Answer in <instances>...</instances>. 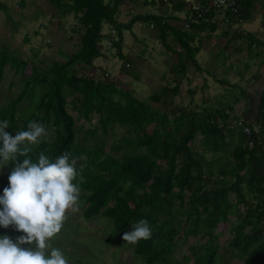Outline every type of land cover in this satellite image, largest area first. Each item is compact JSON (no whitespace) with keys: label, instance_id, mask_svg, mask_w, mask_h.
I'll return each mask as SVG.
<instances>
[{"label":"trees","instance_id":"16d2710c","mask_svg":"<svg viewBox=\"0 0 264 264\" xmlns=\"http://www.w3.org/2000/svg\"><path fill=\"white\" fill-rule=\"evenodd\" d=\"M48 1L61 15L74 14L79 18V27L84 29L81 47L69 60L55 63L44 73L32 64L29 74L26 73L28 60L16 57L6 46L0 48V120L9 121L5 131L14 137L18 131L28 130L30 121L51 127L54 138L41 139L39 144L31 146L29 156L33 162H37L41 151L51 160L65 152L70 154V159L87 157L86 162L77 163L83 178L82 183L79 178L77 182L82 193L79 197L85 202L84 217L93 219L100 214L108 217L113 221L114 234L130 232L132 224L146 219L151 238L131 244L135 254L146 264H232L220 254L219 242L210 230L228 220L226 207L233 193L239 204L247 206V211L239 213L226 254L234 252L233 255L244 259V264H264V88L254 120H244V124L252 128L250 134L235 125L234 120L238 118L233 119L228 112L232 106L216 109L202 118H198L199 112L161 109L160 106L170 92H179L190 65L201 69L197 56L206 37L202 34L206 32L209 36L220 26L219 22H213L215 13H206L199 21L189 14L186 17L189 27L179 28L157 13L136 14L126 23L118 21L119 7L125 0ZM154 1L147 0V4ZM25 2L20 3L24 6ZM237 2L238 12L229 11L232 21L228 26L238 25L233 37H247L252 40V46L258 38L238 22L240 18L244 22L250 20L254 0ZM188 6L185 0H180L173 3L172 8L181 12ZM0 7L6 9L2 2ZM138 22L152 24L161 44L168 50L173 49L169 41L173 35L180 47L175 51L177 61L171 68L177 75L176 85L169 83L161 93L154 92L149 102L102 78L72 71L75 64L91 65L94 59L105 55L100 42L106 35L112 36L104 34L105 24L115 26L118 31V38L113 41L116 54L128 61L122 46L124 30L133 29ZM7 67L25 76L19 94L3 104L2 85ZM115 93L121 95L123 102L114 98ZM34 99V106L27 108L25 102ZM70 107L78 116L70 112ZM95 113L98 125L88 129L85 140L101 133L108 136L119 124L137 135V145L124 138L128 142L126 148L117 153L121 150L118 144L108 151L99 141L93 144L79 141L78 119L91 120ZM200 134L204 152L198 150L194 142ZM236 137L238 142H235ZM249 141H253L252 146ZM140 147L148 151L140 153L137 151ZM207 153H212L211 158ZM218 154L230 157L226 165H222V156ZM23 158H18V162ZM80 164L85 165L82 170ZM9 167L13 170L14 163H9ZM178 203L181 207L189 206L181 212L185 221L176 218L180 213L175 209ZM10 228L14 226H0V235H6ZM192 234L205 240L200 238L201 242H193L188 250L194 255L188 254L179 260L174 255L176 247L181 246L180 242L186 244Z\"/></svg>","mask_w":264,"mask_h":264},{"label":"rangeland","instance_id":"374dc122","mask_svg":"<svg viewBox=\"0 0 264 264\" xmlns=\"http://www.w3.org/2000/svg\"><path fill=\"white\" fill-rule=\"evenodd\" d=\"M156 1V0H155ZM199 0H190L191 3ZM6 5V9L0 7V48L6 46L9 51L22 60H28L26 73L32 71V64L41 69H50L55 63L65 62L70 56L79 51L84 29L79 27V18L74 14L61 15V13L48 0H26L21 5V0H0ZM159 7L144 4V0H125L118 12V21L128 22L136 14L157 13L164 15L173 25L184 28L187 16L191 11L187 7L184 16L181 17L173 11V3L167 4L159 0ZM187 2V1H186ZM172 15V17H170ZM170 17V18H169ZM218 30L204 37L203 48L197 58L201 69L194 65L189 66L187 77L182 80L178 93H169L161 103V109H186L199 112L198 118L206 113L232 106L229 109L233 119L240 121L254 120L259 106L261 93L264 88V0H254V7L250 20L242 23L246 31L253 33L256 38L250 46L249 39H236L235 25L229 27L222 19L219 21ZM104 34H112L100 42L104 56L94 59V63L87 65L78 63L71 67L72 71L84 76H93L114 83L120 88L129 90L139 99L148 100L154 92L161 93L164 86L176 85L174 78L177 75L171 69L177 61V51L180 47L175 43L173 35L169 41L172 50L166 49L158 39L157 31L150 23L138 22L131 30H124L123 52L128 58L122 59L114 47L113 41L118 38L115 26L105 24ZM29 39V41H27ZM200 43V41H198ZM129 62V63H127ZM25 74H15L13 67H7L5 79L2 85V103L6 104L19 94L23 88L22 77ZM114 98L120 99L121 95L114 94ZM25 102L27 108H32L35 103ZM154 104L153 102H151ZM70 112L78 116V112L72 107ZM202 115V116H201ZM98 115L92 114L91 120L78 119V140L85 144L101 142L106 150L111 151L116 144L121 148V153L129 138L135 145L138 143L137 135L129 133L125 126L117 125L110 130L109 135L102 133L85 140L86 132L90 127L98 125ZM47 132L48 139L54 138V132L50 126L41 124ZM198 150L206 151L203 146L201 134L194 141ZM235 142H238L237 137ZM138 152H147L145 147H140ZM222 156V165H226L230 158ZM206 156L211 158L212 153ZM9 164L0 168V193L9 186L8 177L11 174ZM82 193L80 192V195ZM79 195V196H80ZM188 199V197H187ZM247 206L236 201V195L229 196V205L226 207L228 220L222 221L219 226L210 230L211 234L219 242V252L232 264H244L245 261L234 252H227L228 243L234 235V228L239 218V213L247 211ZM78 210L69 211L60 233L51 241L53 247L59 248L68 258L70 264H146L144 260L133 250V246L124 241V234H114L113 221L103 215L93 219L84 217L85 202L78 199ZM189 206L179 203L175 206L180 213L176 218L185 221L182 215L183 209ZM13 242L24 235L15 228H10L6 234ZM199 235H191L186 244L180 242L176 247L175 257L183 260L186 255L192 254L188 247L194 242H201ZM211 238V237H210ZM208 239V238H207ZM206 239V240H207ZM28 248L29 245H22ZM222 260V258H221ZM220 260V262H221ZM223 264V263H220Z\"/></svg>","mask_w":264,"mask_h":264},{"label":"clouds","instance_id":"9594fccd","mask_svg":"<svg viewBox=\"0 0 264 264\" xmlns=\"http://www.w3.org/2000/svg\"><path fill=\"white\" fill-rule=\"evenodd\" d=\"M6 128L9 121L0 120V168L9 163H14V167L8 177L9 186L0 195V226H14L24 235L15 242L0 235V264H70L51 241L60 233L67 213L78 210L83 178L77 163L86 162L87 157L70 159L65 152L51 160L41 151L37 162H33L29 156L31 146L46 137V129L30 121L28 130L18 131L13 137ZM20 157H24L22 162H18ZM84 166L80 164V170ZM151 236L149 222L140 219L132 224L130 232L124 233L123 239L135 245ZM25 244L29 247H22Z\"/></svg>","mask_w":264,"mask_h":264},{"label":"built area","instance_id":"2783aa9c","mask_svg":"<svg viewBox=\"0 0 264 264\" xmlns=\"http://www.w3.org/2000/svg\"><path fill=\"white\" fill-rule=\"evenodd\" d=\"M167 4L176 3L180 0H162ZM189 3L190 0H185ZM191 15L194 20L199 21L203 19L206 13H210L211 11L215 13L213 18V22H219L222 19L226 24L231 23V13L230 12H238V2L237 0H205V2L194 1L191 3ZM230 11V12H229ZM244 23V19L240 18L238 24ZM186 27H189V24H186ZM235 125L242 127L247 134H250L252 128L248 124H244L243 121L234 120ZM255 130L259 129L255 127ZM249 145H253V141H249Z\"/></svg>","mask_w":264,"mask_h":264},{"label":"crops","instance_id":"0c3cea01","mask_svg":"<svg viewBox=\"0 0 264 264\" xmlns=\"http://www.w3.org/2000/svg\"><path fill=\"white\" fill-rule=\"evenodd\" d=\"M124 2H125V1H124ZM124 2H123V3H124ZM159 3H160L159 0H156V1H154L153 3H150V5L153 4V5L157 6V8H158V7H159ZM144 4L147 5V6H149V4H147V0H144ZM121 6H123V4L120 5V7H119V11L121 10V9H120ZM184 13H185V10H184V11H181V12H180V11L175 12V14L178 15V16L186 17V16H187V11H186V16H184ZM169 22H170V21H169ZM173 25L175 26L174 23H173ZM175 27H177V26H175Z\"/></svg>","mask_w":264,"mask_h":264}]
</instances>
